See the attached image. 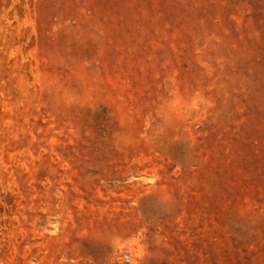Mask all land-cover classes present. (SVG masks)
Returning <instances> with one entry per match:
<instances>
[{
    "label": "rangeland",
    "instance_id": "374dc122",
    "mask_svg": "<svg viewBox=\"0 0 264 264\" xmlns=\"http://www.w3.org/2000/svg\"><path fill=\"white\" fill-rule=\"evenodd\" d=\"M0 264H264V0H0Z\"/></svg>",
    "mask_w": 264,
    "mask_h": 264
}]
</instances>
